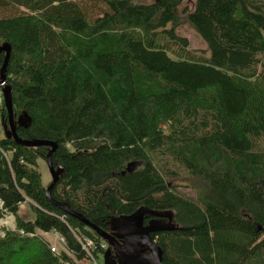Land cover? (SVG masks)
<instances>
[{"label":"trees","instance_id":"obj_1","mask_svg":"<svg viewBox=\"0 0 264 264\" xmlns=\"http://www.w3.org/2000/svg\"><path fill=\"white\" fill-rule=\"evenodd\" d=\"M186 2L0 0L13 114L26 118L15 133L54 144L62 168L47 194L51 147L0 139V219L16 218L0 264H86L78 237L104 241L65 209L106 231L140 207L173 220L156 236L163 264H264V0ZM181 174L194 195L170 183ZM26 201L29 221L16 216Z\"/></svg>","mask_w":264,"mask_h":264},{"label":"water","instance_id":"obj_2","mask_svg":"<svg viewBox=\"0 0 264 264\" xmlns=\"http://www.w3.org/2000/svg\"><path fill=\"white\" fill-rule=\"evenodd\" d=\"M9 52H10V47L7 43H3L0 45V53H3V62L0 66V84H3L4 108L6 111V120H7L6 123L3 125V132L5 137L13 138L18 144L23 146L51 147V149H49V151L47 152L46 160H45L51 177V182L46 187L47 194H49L51 187L55 184V182L58 180L59 175L62 173V168L59 166L54 167L52 164L51 153L55 148L54 144L40 140H21L17 137L15 133V125L16 124L25 125L26 118L22 116H19L16 120L14 118L13 109H12V90H11V86L6 80V66L9 58ZM135 165H136L135 162L129 163L126 167V170L122 172V175L125 172H131ZM65 211L68 214L77 217L86 226L91 228L101 239L109 243L111 246L116 244L115 237L109 235L104 230H101L100 228L93 226L75 212H72L68 209H65ZM145 214L160 215L159 213L154 212L146 207H140L130 215H124L115 218V223L117 224L118 227L117 229L124 230L122 237L123 239L127 240L124 245L125 246L124 249L127 250V253L123 250V248L119 249L122 264H163L161 260V255H162L161 248L153 244L150 234L156 231L174 229V226H172L171 224H160L157 220L150 221L147 226H144L143 218ZM119 236L120 235H118V237ZM129 240H131V242L133 243H138L139 247L131 248L130 245H128ZM145 251H151V253L153 254L152 257L151 258L141 257L139 258L138 262L136 263L133 262L134 256L132 253L134 252L142 253ZM106 256H107V251H105L103 255V264H109L106 260L107 259Z\"/></svg>","mask_w":264,"mask_h":264},{"label":"rangeland","instance_id":"obj_3","mask_svg":"<svg viewBox=\"0 0 264 264\" xmlns=\"http://www.w3.org/2000/svg\"><path fill=\"white\" fill-rule=\"evenodd\" d=\"M142 2H151L153 0H138ZM187 5H191L192 0H187ZM95 3L94 2H89V12L93 15L95 14ZM177 33L181 36H184L187 38L188 43H189V48L191 50H195L198 53H204L208 54L207 51V45L206 42L203 40V38L193 29L191 28L188 24L186 23H181L177 29ZM4 137V132L2 127L0 126V139ZM262 147H264V142L262 144ZM39 169L42 174V182L45 185H48L51 182V177L50 173L48 170V167L46 165L45 161H40L39 162ZM170 183L173 185H177L180 190H182L183 193L187 195H194L193 190L188 189L184 187L185 185H189L190 187H194L198 184L197 180L195 178L189 177L187 175L181 174L176 177H173L170 179ZM19 218H21L24 221H29L34 218V211L32 210L30 202L26 201L23 206L19 207L16 213ZM167 213L163 214L166 215ZM10 219V222H7ZM160 224H171L174 225L173 220L169 218L164 221H158ZM2 227H7L10 229H15L16 227V218L10 214L7 213L3 218L0 219V229ZM38 233L46 240L48 243L51 245L50 247H55L58 250H64V245L62 242V239L59 235H55L52 231L50 232H39ZM100 263L102 264V255L100 258Z\"/></svg>","mask_w":264,"mask_h":264},{"label":"flooded vegetation","instance_id":"obj_4","mask_svg":"<svg viewBox=\"0 0 264 264\" xmlns=\"http://www.w3.org/2000/svg\"><path fill=\"white\" fill-rule=\"evenodd\" d=\"M16 120V118H15ZM6 115H5V112L2 110L0 112V126L2 127L3 129V125L6 123ZM153 220H157V221H165L167 220V218H164L160 215H151V214H145L144 215V218H143V225L144 226H147L148 223L150 221H153ZM113 223V224H112ZM117 224L115 223V218L110 222V225L108 224V227H107V230L105 232H107L109 235L115 237V240H116V244L111 246L109 243H107L106 241H104V252L107 251V256H106V260L109 264H122V260H121V257H120V251L119 249L123 248V250L127 253V250L124 249V245L126 243V239H123L122 235L124 233V230L121 229V230H118L117 229ZM160 231H156V232H152L150 234L151 236V239H152V242L153 244L156 245L157 243V239H156V236L159 234ZM118 235H120L118 237ZM128 245H130L131 248H138L139 247V244L138 243H133L131 242V240L128 241ZM104 252L102 254V264H103V255H104ZM133 256H134V261L133 262H138L139 258L141 257H144V258H151L152 257V253L151 251H145V252H134L132 253ZM150 255V256H148Z\"/></svg>","mask_w":264,"mask_h":264},{"label":"built area","instance_id":"obj_5","mask_svg":"<svg viewBox=\"0 0 264 264\" xmlns=\"http://www.w3.org/2000/svg\"><path fill=\"white\" fill-rule=\"evenodd\" d=\"M3 105H4L3 84H0V112H1ZM78 240L80 241L81 247L83 248L87 256L86 264H101L99 262V259L96 257L95 252H97V250L100 251V253H102L101 251L104 252V243L96 244L90 238L84 239V238L78 237ZM50 251L55 253L56 248L52 246L50 247Z\"/></svg>","mask_w":264,"mask_h":264},{"label":"bare ground","instance_id":"obj_6","mask_svg":"<svg viewBox=\"0 0 264 264\" xmlns=\"http://www.w3.org/2000/svg\"><path fill=\"white\" fill-rule=\"evenodd\" d=\"M7 222H10V219Z\"/></svg>","mask_w":264,"mask_h":264}]
</instances>
